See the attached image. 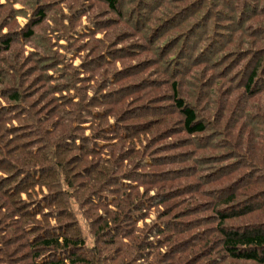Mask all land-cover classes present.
Returning a JSON list of instances; mask_svg holds the SVG:
<instances>
[{"label": "trees", "instance_id": "obj_1", "mask_svg": "<svg viewBox=\"0 0 264 264\" xmlns=\"http://www.w3.org/2000/svg\"><path fill=\"white\" fill-rule=\"evenodd\" d=\"M6 1L0 264H264V0Z\"/></svg>", "mask_w": 264, "mask_h": 264}, {"label": "rangeland", "instance_id": "obj_2", "mask_svg": "<svg viewBox=\"0 0 264 264\" xmlns=\"http://www.w3.org/2000/svg\"><path fill=\"white\" fill-rule=\"evenodd\" d=\"M6 1V0H5ZM11 4H14L13 5V8L15 9V10H20L22 7H21V5H20V3H18V2H15V3H13L12 1H9ZM9 2H7L6 1V3H9ZM97 3L99 2V1H96ZM164 5H168V4H164ZM17 21L19 22V23H24V18H22V17H18L17 18ZM22 25V24H21ZM79 33H80V31H79ZM101 35V34H100ZM100 37V36H99ZM230 47H232V46H230ZM230 47H227L226 49H228V48H230ZM130 62H128V64H129ZM74 65L75 66H77L78 65V62L76 61L75 63H74ZM148 74V72H145V73H142V75H147ZM234 86V84H231V86L230 87H233ZM224 87H228V86H224ZM262 87H264V86H262ZM158 92V91H157ZM234 93V92H233ZM237 93H240V92H237ZM153 94H155V91H153ZM237 101V103H239V107L241 108V106H243V107H245V111H247V113H245L243 110H242V112L240 111V110H238L237 112H236V116H241L242 115V113H243V115L246 117V120H249V121H251L250 123H251V132H258V133H261V132H263L264 131V123L262 122V120H260L259 119V112H260V110H258L257 108H254V107H252V106H250L247 102V105L244 103V102H242V101H238V100H236ZM261 101H263L264 102V94H263V96L262 97H260V98H257V99H253V100H251L249 103H254V102H261ZM235 103V102H234ZM258 110V111H257ZM263 113H264V111H263ZM263 119H264V117H263ZM244 121V119H242L241 120V122L239 123V125H241V123ZM83 128L84 127H86V125H83L82 126ZM245 131H246V129H244ZM79 135H81V132L79 131V132H77ZM256 135V134H255ZM143 144H137V146H142ZM205 219V216L203 215V214H201V215H196V216H194V218H192V219H197V220H200V219ZM155 219H156V216L155 215H151V218L150 219H148L145 223V225L147 226V227H145V229L147 228L148 229V231L149 230H152V228H150V226H151V224H153L154 222H155ZM183 219V222H185L184 221V218H182ZM207 219V218H206ZM161 221H164V220H161ZM207 227V229H209V228H211V226H206ZM138 228L139 229H143L144 228V224H138ZM202 228V227H201ZM201 228H197V229H200V231H201ZM197 229L195 230V231H197ZM132 257L133 256H130L129 257V259H130V261H132ZM140 264H146V263H140ZM171 264H174V262L173 263H171Z\"/></svg>", "mask_w": 264, "mask_h": 264}]
</instances>
